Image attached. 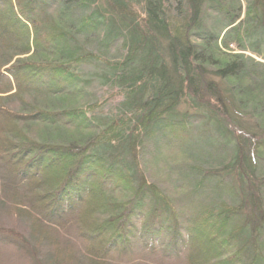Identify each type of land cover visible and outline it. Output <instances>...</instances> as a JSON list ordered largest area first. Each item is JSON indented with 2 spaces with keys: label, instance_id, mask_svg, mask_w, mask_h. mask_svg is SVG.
Listing matches in <instances>:
<instances>
[{
  "label": "trees",
  "instance_id": "trees-1",
  "mask_svg": "<svg viewBox=\"0 0 264 264\" xmlns=\"http://www.w3.org/2000/svg\"><path fill=\"white\" fill-rule=\"evenodd\" d=\"M74 255L264 264V0H0V264Z\"/></svg>",
  "mask_w": 264,
  "mask_h": 264
},
{
  "label": "rangeland",
  "instance_id": "rangeland-1",
  "mask_svg": "<svg viewBox=\"0 0 264 264\" xmlns=\"http://www.w3.org/2000/svg\"><path fill=\"white\" fill-rule=\"evenodd\" d=\"M86 48L92 49L91 44H86ZM110 59H117L118 58V53L117 52H112L109 56ZM107 67L103 66L102 64L98 62H93V63H87L83 64L78 68V71H80L84 76H88V74L92 77L90 80L89 84H87V89L84 95L85 97H77L72 99L73 105H80L87 102H93L95 100H100L103 101L105 95L112 89V80L110 77V74L108 72V76L106 75ZM108 77V78H106ZM104 79V80H103ZM104 106V111L102 113H108L110 110L114 108L113 102L111 101H106L103 103ZM114 110V109H113ZM185 158H188L187 160L190 161L189 159L191 158L190 156H187ZM178 161V162H177ZM177 162V163H176ZM183 163L182 158H177V154L175 152H169L167 153V157L163 158V160H156L152 158L151 162L148 163V170L150 171V177L153 180H156L158 183H160L165 189L172 191L175 189H180V186L175 183L177 176V168L178 164ZM189 162H184L183 164H188ZM178 183H181L178 181ZM22 223L19 222L20 227ZM50 247V253L51 251H54L53 243L48 242ZM61 256V254H59ZM75 257L71 259L75 264H87L85 259H83L79 255H74ZM114 264H123V258L119 263H114Z\"/></svg>",
  "mask_w": 264,
  "mask_h": 264
}]
</instances>
